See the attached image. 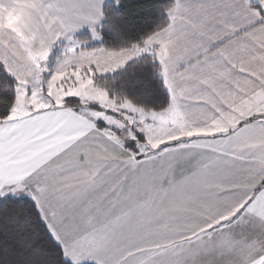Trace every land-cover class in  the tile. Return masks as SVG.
I'll list each match as a JSON object with an SVG mask.
<instances>
[{
    "label": "snow or ice",
    "instance_id": "6c2138e0",
    "mask_svg": "<svg viewBox=\"0 0 264 264\" xmlns=\"http://www.w3.org/2000/svg\"><path fill=\"white\" fill-rule=\"evenodd\" d=\"M125 8L0 30V264H264V0Z\"/></svg>",
    "mask_w": 264,
    "mask_h": 264
},
{
    "label": "crops",
    "instance_id": "0c3cea01",
    "mask_svg": "<svg viewBox=\"0 0 264 264\" xmlns=\"http://www.w3.org/2000/svg\"><path fill=\"white\" fill-rule=\"evenodd\" d=\"M24 0H2L0 2V29L3 31L9 30L12 24L20 33L21 28L26 26V21L35 16V14L22 13L24 8ZM11 18V23L8 20L3 21V18ZM14 27L12 29H14ZM11 30V29H10ZM85 30V29H84ZM16 32V31H14ZM17 33V32H16Z\"/></svg>",
    "mask_w": 264,
    "mask_h": 264
},
{
    "label": "trees",
    "instance_id": "16d2710c",
    "mask_svg": "<svg viewBox=\"0 0 264 264\" xmlns=\"http://www.w3.org/2000/svg\"><path fill=\"white\" fill-rule=\"evenodd\" d=\"M150 0H125L126 8L123 10L125 14V18L131 20L133 22L132 31L135 32L140 28L150 27V24H145L142 22L144 16H149V18H153L155 13H144L138 10V6L148 3ZM79 33L78 35L83 34Z\"/></svg>",
    "mask_w": 264,
    "mask_h": 264
},
{
    "label": "rangeland",
    "instance_id": "374dc122",
    "mask_svg": "<svg viewBox=\"0 0 264 264\" xmlns=\"http://www.w3.org/2000/svg\"><path fill=\"white\" fill-rule=\"evenodd\" d=\"M24 8H22L23 9V11H22V13H27V14H32V16H33V14H36V0H24ZM4 20L3 21H6V20H8L9 19V21H10V23H11V18H8V17H6V18H3ZM0 26H1V24H0ZM10 29L14 32V31H16L17 32V34H20L19 32H18V30L11 24L10 25ZM14 27V29H12ZM1 30V29H0ZM82 32H86V29L85 30H82L80 33H82ZM79 34V33H78ZM81 35H83V34H81Z\"/></svg>",
    "mask_w": 264,
    "mask_h": 264
}]
</instances>
